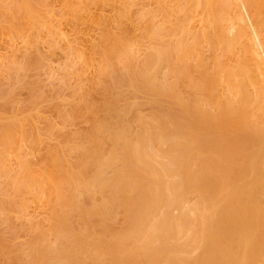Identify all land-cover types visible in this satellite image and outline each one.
<instances>
[{"label": "rangeland", "instance_id": "1", "mask_svg": "<svg viewBox=\"0 0 264 264\" xmlns=\"http://www.w3.org/2000/svg\"><path fill=\"white\" fill-rule=\"evenodd\" d=\"M159 2L161 3L163 2V0H108L107 3L103 2V0H0V92H1L0 93V129L5 128L6 126H9V125L12 126L13 124V126L11 127L12 130L10 131L11 133L10 134L7 133L8 135L6 134L7 136L5 135L6 137L4 136V138L2 137L3 140L0 143V161H3V162H0V250L3 247V249L6 250L4 251V253L7 255L9 253H12L13 250L14 252L12 254H16L15 251H18V250L21 251L23 255H25L24 253H26V256H23L22 254H20V256L22 255L24 257V258L22 257V259L21 257L18 256L19 259L17 258V261H21V262H16V259L13 258L15 260L13 261V263L9 262V260H8V263L7 261L5 262L4 259L5 257H7V255H5L4 253H1L0 260H4V262L1 261L2 264L3 263L4 264H23L24 260L30 259L32 257L33 252L41 248L37 246L33 248L35 246V243L33 241L34 239L36 241L38 237L40 238L38 234L41 235V231L43 233V238L45 239L44 237L45 235L47 237L46 238L47 242L45 243H48L49 241V244L47 245H52V247H56V246L59 247L60 240L59 239L56 240V237L54 236V234H52L53 232L51 230L52 229L51 226H53L51 225V222L53 221L54 213L52 212L53 208H50L48 206H50L51 203H53L52 202L53 196L49 194V196H51V199L48 196V193H47L48 192L47 189H49V185L47 184L48 182L47 181L44 182L48 185L47 188H46V184H44L43 187L40 185L39 186L34 185L33 187L32 186L30 187L29 181L26 182L28 183L27 185L25 183V181L27 180H24V179H27L28 177H30V174H31L30 178L38 174H39L38 176H41V175L45 176L44 174L46 172H44V170L49 172L50 170L49 165L51 166V163L53 165V162H54V165H56L55 164L56 160L54 159H55V156L57 157L59 156V153L60 154L62 153L64 156L62 158H65V159H61V156H62L61 155L60 159L58 158L59 159L58 162H61L60 160H62V162L60 164L56 162L57 163L56 166H59V165L61 166V164L63 163L64 167H66L64 168L62 165L63 167L62 170L64 171L63 173H65V169H67L66 172L68 171L71 172L70 168L73 169L74 166L70 168L69 166L76 164V162H78L79 156L82 153L81 150L83 149V147L80 148L79 145H84L85 144L84 138L87 139V137H90L89 133H91V131L89 132V130H91L90 128H92V124H91V122L93 121V117H91L92 114L94 113L93 116L95 118L96 116L95 113L99 112V116H100V114L104 112V109L107 108L108 105L112 107V108H110V106L108 107L109 108L108 110L110 112L112 111L114 113L115 111L114 107L115 109L117 108V111L115 112L117 115L114 114L115 117L112 116L113 114L110 115L109 114L110 112L108 113V110L106 109L107 112L105 111L106 112L105 114H109V116L107 117L108 121H111L110 122L111 124L112 121L114 123V121L118 120V122L117 121L116 122L120 124H117V127L120 126V128H122L123 125L126 123L127 126H129L128 128L130 129V130L129 129L126 130V133H128L127 136L131 137V138L130 137L128 138H130L131 140L134 139V137H132L131 135L134 133V131L136 133L135 135H138L141 131L144 133L146 131L149 137L150 135L153 136L152 140L156 137L155 140L151 141L152 144L150 146V148H152L153 146L154 149L152 148V150L148 151L153 155L151 156V154L149 153V156H151L150 165L154 164L156 168H158L157 166H160L162 168V172L165 170L163 172L164 175L162 177L166 181L168 177L166 176L165 173L169 165L168 166L165 165V162H168L170 164L169 161L171 160H169L168 157L171 159L170 157L171 150L170 151L168 150L170 152V154L168 153L170 156L164 153L167 152L165 148L167 149L170 148L167 141L174 136L173 135L175 133L173 132L174 126L173 128L170 127V123L165 125L166 129L167 127L169 128L167 130V135L170 138L166 137L167 140L165 138V136L167 135H164V138L163 137L161 138V136L158 137L159 135L156 136L157 133L154 129H153V133L155 132L156 135H153L151 133L152 132L151 126L157 125V122H155L153 119L154 115L152 111H154L153 110L154 108L152 107V105L156 107L157 106L156 103L158 102L159 98H157L156 96L152 97V95H150L152 97L151 98V97H148L149 95H146V93L147 94L149 93L142 90L141 88L142 83L140 82V85H138L139 82L137 83L135 82V80L137 81V79H135L136 73L134 74V76L132 75L133 74L132 72L134 69H135L134 72L135 71L137 72V70H140V69L141 71L139 72H142L143 69L145 71L149 69L148 70L149 72L155 73V76L158 78V81H159L158 83L161 82V85H164L162 82L165 83L164 85L165 91L166 89L168 90V87L172 89L169 84H171V86L173 87V85L177 83L176 86L174 85L175 86L174 88H176L175 92L176 91L179 92L178 93L180 95L179 98L182 97L183 95L186 96L185 92H187L188 90L190 94H193L194 90L192 89V93H191V89L189 88H191L192 84L190 83L191 86L188 85L189 82L193 81L192 83L194 82L196 83L197 80L198 79L200 80L201 78H203L205 74L206 76L207 74H209L210 76H213V77H216V76L217 78L219 77L218 79L220 83L217 80L216 85L217 84L219 85L217 86L215 85L217 88L215 87V89L207 90V93L213 96L214 98L213 100L210 97L206 98L205 95L207 93L205 94L200 89H199L200 92L199 91L197 93L194 92V94L197 96L196 99L198 100L200 98L198 100V105L199 106L201 105L200 106L201 108L199 107L200 109L199 111H201L202 109L205 111L207 110V112L209 111L210 113L213 111L212 112L213 114H218V112L222 108L221 105L225 101L227 104L228 103L230 104V106L228 104L227 106L228 108L236 112H239V111L242 112L243 116L239 121L233 122L231 124L226 123L225 121L218 122L213 128V132L216 134L217 139H216V142L211 147V152H210V158L213 163V168H212L213 176L212 177L215 178L217 175H219L218 177L215 178V180L216 181L220 180V185L222 186L221 190L224 192L226 190V189L224 190L225 186L226 188L228 187V189L224 193L219 190L221 194L220 192H219L220 195L214 194L212 195V198L213 200H215L219 196L221 197L224 196L227 206L232 207V208L237 207L241 203L242 206H244L243 209L245 210L243 214H246L248 212L247 209L253 206L255 189L257 190L258 188L260 191V188H261L263 189L262 194L264 193V125H263L264 123H262L264 122V106H263L264 105V92H263L264 91V82H263L264 81V78H263L264 69L263 70L259 69V68H263L264 66V26L262 28V26L259 25V27L261 28H257L258 25H256L257 22H256V19H254L253 11L248 5H246L248 3V1L246 0H236V4L234 1L233 4H231L232 6L230 5L231 7L230 15L227 16V18L225 19L226 21L222 20L223 22H220L221 21L220 20L219 24L216 23L218 22L217 19L215 21H208L207 16H206L207 17L206 19L209 24L207 23V21H205L206 23L204 22L205 18L203 17L204 16L203 14L205 13H203L202 4L199 3L198 4L199 6L195 7L196 10L193 9V11L195 10L196 13L193 14V11H192V15L195 18L192 19L194 21L192 22L194 23L193 24L194 27H193V30H191V33L192 31L194 33L190 35L189 33H187L188 36H190V38L191 36L193 37V35L196 38L195 41L193 42L194 44H192L191 46L192 47L191 49L193 51L190 52L191 54L189 53L190 56L188 54L186 55V56H189L190 58L187 57L183 59L184 61L182 60L180 61V58H177L178 56L176 55V53H175V57L174 56L171 57V55H174V53H171V54L168 53V56L170 54L168 61H167V58H165V62H164L163 58H157L155 53L157 52L156 54H159L158 51L162 50L164 47L166 51L167 46H170L171 49L174 47H177L176 45H179L178 43L174 45L176 40L177 42L178 40L182 41V39H185V38L187 40L189 39V37H187L186 36L187 34H186L185 38H183L184 36H182V39H179L181 38V34L177 32L178 27L181 26V25L179 26L180 20L178 21V19H181V17H183L182 14L184 13L181 10L182 9L181 0H174V2L173 0L172 1L170 0L171 3L168 1L167 7L170 5V7L171 8L173 7L174 9L170 8V11H169L167 8H165L167 9L166 10L168 14L167 18H165L166 11L163 8L165 7V4L164 5L163 3L159 4ZM163 9L165 11V16L163 13L164 12ZM233 14L238 15V17L240 18L236 19L237 17L235 16L232 17ZM202 17H203V20H201ZM148 29L149 31H147ZM170 29H174V30H170ZM168 31L170 33H168ZM175 31L176 33L180 35V37L178 34L174 33ZM122 32H125V33H122ZM207 32H212L213 34L212 40H209V38L207 39L206 37L208 36L206 37L204 36V33L207 34ZM107 33L111 34V36L112 34L113 36L116 35L115 37H122L124 36V34L127 33L126 34L127 36L126 37L124 36L125 40L127 39L126 40L127 46L125 48V52L127 53L121 52L118 58L119 57L121 58V56H123L121 54H124L123 56L124 62L128 60L127 61L128 63L127 62L126 63L130 65V61H131V63L135 66L133 67L132 65L133 70L130 69L131 66H128V65H127L128 67L123 66L124 62H121L123 61L121 60L122 58L121 59L116 58L118 62L120 61L119 62L120 64L114 58H110V60L109 58L108 59L105 58L104 55L107 53L105 51H107L108 48H110V46L109 47L107 46L111 44V40L114 39V37L110 38V35H108ZM119 33L120 35L121 34L122 35L120 36ZM219 33H222L221 34L222 36L221 35L218 36ZM105 34H107V37ZM175 34L176 36H174ZM199 34L200 35L202 34V35L200 36ZM198 35L201 38L200 37L198 38ZM158 36L160 37L162 36V37L157 38ZM223 36L226 39V42L228 41L227 44L228 43L230 44V45L228 44L227 47H226L227 45L226 42H224L225 40L222 38ZM104 37L107 38V40L105 41L106 44L109 41L107 46L104 42V40L106 39ZM235 37H236L237 42L236 40H234ZM231 38L233 39L235 44L233 41L231 42L230 40ZM171 39L173 40L172 42H171ZM193 39L194 38H191L190 41H192ZM197 39H198V43H197ZM219 40L222 42H220ZM190 41L188 43H190ZM211 41L214 43V46H213V43H211ZM156 43L160 44L159 47L161 49L156 47L158 49L157 50L154 47H152V44L155 45ZM155 46H158V45H155ZM104 47H107V49ZM153 48H154V51H153ZM167 48L170 51V48L169 47ZM127 49L129 51H127ZM250 49L252 50L251 51L252 54L250 53ZM173 50H175V48ZM102 52L103 54L104 53L105 54L103 55ZM173 52H176V50ZM246 52H249V54ZM254 52L256 53V55H254L255 54ZM160 53H163V50L160 51ZM258 54H259V57H258ZM126 55L127 57H125ZM102 56L104 57L102 58ZM241 56H243L242 58L245 57V60L242 58L237 59L238 57H241ZM254 56L256 57V59H258L257 62L259 61L258 63L259 68H255L254 66L258 67V65H253L252 63V61L253 62L254 60L256 61ZM148 57H149L148 60H151L150 57L157 59V60L153 59V61L151 60V62H149L148 60L147 62L143 61L145 58H148ZM104 58L105 60L106 59L108 60V63L106 62L105 64ZM235 58L238 61L235 60ZM111 59L116 63L113 64L112 63L113 61ZM178 59L182 65L177 61ZM240 59L242 62L240 61ZM158 60L160 62H157ZM153 62H155V64H152ZM161 62H163V64ZM122 63L123 65H121ZM146 63L149 64L147 65L148 67L150 66V64L152 65V67L146 68L147 67ZM156 63H160L161 65L156 64ZM184 63H186V65ZM233 64H235L238 67L233 68L235 65L231 67L230 65H233ZM225 65L227 67H225ZM248 65L249 66L253 65V66L249 67ZM113 66H115L114 67L115 69L111 68ZM223 66L224 68L229 67L231 69V70L229 69L230 71L234 69V72L235 70L236 71L239 70L241 66L245 68L248 67V69L253 67L252 70L250 69L249 73H246V74L244 73L245 76L243 74H240L244 76V78H242L243 81L241 80V82L243 83L245 87L242 86L241 88L239 87L237 88L234 84V88L238 89L237 91L236 89L233 88V83L228 84L226 82L227 80L226 76L225 78L223 76V75H226L224 74L225 72H224ZM119 67L121 69L120 72L124 73L125 75L121 73H120L121 75L118 74ZM125 67L127 68V70H125L126 69ZM156 67L159 70H157ZM201 67L204 68V70ZM182 68H184L183 71H181ZM128 69L130 70V72L131 71L132 72L130 73ZM186 69H188L189 71L188 70L185 71ZM201 69L203 70V72L204 71L205 72L202 73ZM253 70H255V72H253ZM256 70L258 71L260 78H258ZM126 71L129 72V75H126L128 74V72L125 73ZM182 72L183 73L186 72V73L183 74ZM188 72L190 73V75L188 74ZM222 72L224 73L222 74ZM179 73L183 74V78H184L183 82H181L182 74L179 75ZM115 74H118V75H115ZM187 74H188V78L185 79L184 76H186ZM248 74L254 75V78L256 77L257 78L253 81L254 79V78L252 79L253 76L250 77V75L248 76ZM113 75L116 77H113ZM122 75L123 77L125 76L123 78L124 80L121 79ZM131 75L133 76V79L135 80L131 79ZM107 76L108 78L109 77L110 78L109 79L106 78ZM189 76H191L192 79H190ZM117 77L119 79L118 81H120V84L119 82H117ZM126 77L128 78V80L131 79L132 82L130 81L128 82L127 79H125ZM112 78L113 79L116 78V79L113 80ZM159 78H163L161 79L162 81H160ZM188 79L190 81H188ZM184 80H187V81H184ZM246 80L249 82V84L246 83L247 82ZM251 80L253 81V83L255 82L257 86L261 87V88L258 87L259 89L262 90V91L260 90L261 92L258 89H257L258 91L256 90ZM261 80L262 82L258 83ZM112 82H115V84H113ZM133 82H135L136 84L135 89L133 88L134 85L132 86V84H134ZM199 82L200 81H198L197 83L199 84ZM183 83H185L186 86L183 85ZM262 83L263 85H259ZM224 84L225 85L227 84V86H225ZM100 86H102L101 89L103 88V91L100 89ZM108 87H111V88H108ZM225 87L228 90H226ZM252 87L254 88V90ZM224 89L226 91H224ZM250 89H252L253 91ZM141 91H143V93ZM201 92L203 94H201ZM227 92L230 94H227ZM262 92L263 94H261ZM242 93L243 94L246 93L245 94L246 98L244 99V101L241 99V96L243 95ZM107 94L109 95V97H106V99L103 98ZM194 94H193V97H194ZM189 96L190 95L188 93L186 98L184 97L185 99L182 101L186 102L190 100V98L192 99V97L190 96L189 98ZM203 96H204L205 101L202 98ZM234 97L235 98L238 97L237 99L239 100V102ZM145 98H147L148 100ZM246 99L248 100V102ZM161 101L162 100H159L158 104H162L163 101L162 102ZM166 101L167 102H165L164 100L165 103L162 104L164 107H166L165 106L166 103H168V101L170 100H167L166 98ZM230 101L232 102V104ZM97 102L98 103L101 102L102 104L100 105ZM105 102L106 104L103 105ZM152 102L155 104H153ZM215 102H218V103H215ZM87 103H89L88 105L90 106H88ZM170 103L171 102H169L168 105ZM98 105H99V108H98ZM100 108H104L103 112L102 110H100ZM118 110H120L121 112H119ZM89 117L91 120H89ZM109 117L111 118L113 117L114 119L111 120V118ZM148 117L149 118L152 117L150 118L151 119L150 121ZM195 121H196V128L200 129L202 126V123H201V116L199 114L196 115ZM143 122L144 124L148 122L146 124L147 125L146 128H148L149 130L151 129V132H149L148 129L145 130L146 125H144ZM149 123L151 124L150 128H149V125H150ZM126 124L124 126H126ZM138 124L139 126L140 124L141 125L143 124V125L142 127L140 126L139 128ZM127 126L124 127V129H127ZM157 127H153V128L157 129ZM160 127L162 126L160 125ZM137 128L141 130L136 131L138 130ZM157 138H160V140H157ZM230 139H231L233 146L231 145V143L229 144L227 143L230 141ZM135 140L136 139L132 141H135ZM87 141L90 143L91 139L88 138ZM77 142L84 143V144H80V143L76 144ZM105 142H106L107 147L102 146V144H105ZM105 142L100 144L99 147L101 146L102 148L100 150V153H102L101 157L103 158V159L101 158L102 161L105 160L104 164L106 162L105 165L109 166L108 168H105V165H104V168L107 171L105 170L103 171V172H106V173H103V176L105 174L104 180H106V182H109V179H112L113 177L112 175L110 177V174L115 175V172L119 169L121 165L120 163L121 159L119 156L120 154H118V157H116V160L114 163L115 164L114 168H113V165L110 166V164H112L110 162H114V157L113 159H111L112 156H110L109 154L107 155V153L109 152L107 150H111L110 149L111 147L108 146L109 144L107 145L108 141H105ZM164 143L165 145L167 144L168 146L166 145L167 147H165ZM225 143L228 145H226ZM75 144L80 149H78L77 146H74ZM90 144H91L90 146L91 148L92 143ZM93 145L95 146V143ZM198 145L199 143L193 145L194 155L195 157H197V159H199L200 154L202 152ZM86 146L89 147V145H86ZM154 146L155 147L160 146V147L155 148ZM161 146L162 147L164 146V147L160 149ZM99 147L98 149H100ZM219 147H223L224 150L220 151L218 149ZM229 147L231 148L228 149ZM85 150L87 149L85 148ZM85 150H84V154H82V157L84 159L83 158H82L83 160L79 159L81 163L79 162V164H76L80 166V169L82 166L81 165L82 161L84 163V160L86 158ZM102 150L103 152L107 151L105 152L107 156H104L105 154L101 152ZM55 151L56 152L58 151L57 152L58 154L54 153ZM162 151H165V152L163 153ZM52 152L54 154H52ZM52 155H55L53 156L54 159ZM49 156H51L50 159L51 160L53 159V161H49ZM149 156L147 157V159H149ZM145 158L146 157L144 156V160H146L145 163L144 162L141 163L142 162L141 160L143 159H140L139 161L140 165L144 164L142 165L143 169L146 168L145 164L148 166L147 163H149L148 160ZM155 158L156 160H158L157 162L158 165H156V161H154L153 163V160ZM160 158H163L164 160L162 161V159ZM107 159H111V160H107ZM87 160L90 161V159H86V161ZM106 160L109 161L108 163L110 164L107 165ZM116 161L119 162L120 165H118ZM163 163H164V166L161 165ZM224 163L225 164L227 163V164L223 165ZM236 163H239V164L237 165ZM89 164H91V161L89 162ZM86 165L88 164L86 163ZM86 165L82 167L83 171L85 173H88V175H91L90 173L93 172V171L91 172V170H93L91 169L92 166H90L91 168H89V166L86 167ZM79 166H75V169L78 168ZM142 166L141 167L139 166V167L142 168ZM165 166L167 167L164 168ZM234 166L235 168H233ZM236 166H237V169H236ZM84 167H86V170L88 168V170L86 171ZM110 167L113 168V170L109 169ZM47 168H49V170ZM54 168L56 169V167ZM80 169L79 171L78 169H76L75 172L73 169L72 173H76L77 171L80 172ZM143 169L142 171H139L141 169L137 171V172H140L142 176H144L142 173ZM224 170L226 171L224 172ZM233 170L235 172L234 175H233ZM83 171L81 172L82 174H83ZM147 171L149 172V174L151 173L149 171V168ZM159 174H162V173L160 172ZM175 174H176L175 170L171 171V174L169 175V177L170 178L176 177ZM215 174L217 175L214 176ZM231 175L233 176L232 179H231ZM83 177L85 176L83 175ZM217 183H219V181H217ZM20 184H22L23 186L22 185L18 186ZM95 186L97 187L95 188ZM246 186H248V191L243 190L244 187ZM92 188L93 189L95 188V189L92 190L91 188H89L91 189L90 190L91 192L93 191L92 193L94 195V196L91 195V197L94 198V201L95 199L99 198V200H96V202L98 204L99 202L100 204H102L103 202L101 203V201L103 199H104L103 201H105V198H103L102 196L105 197V195H108L107 193L109 192V190L107 189L108 192L107 191L105 192L104 190H106V188L104 189L102 187H99L97 184L93 185ZM98 188H101L99 189L101 190V192H98ZM83 190L85 189H82V190L80 189L79 191L82 193ZM90 191H89V194H90ZM129 191L130 192H128V195L130 194L134 195L135 192L132 188L131 182H130ZM199 191L202 193H200ZM69 192L71 193V191ZM80 192H79V196L81 197L83 194L80 195ZM102 192L104 194L99 195ZM203 192L204 191L202 189H195L193 191L191 190V192H185L186 194H184V198L180 205L181 209L189 210L193 208L194 206H196L198 207L197 209H200V210L202 209L201 211L200 210L198 211L203 213V210L205 211V209L203 208V205L201 203L202 199L200 200V198L204 195ZM86 193H84L82 198L80 197L79 198L82 200L83 204L88 207L89 205L91 206V204H89V198L91 197L90 195H88V191ZM199 193L202 194L200 197L198 195ZM91 201H92L91 203L94 202L92 199ZM82 202L81 203L79 202V206L81 205L80 207H82L83 210H81L82 208L80 209V207H77L78 209L75 211H78L79 209L81 211H84V207L87 208L84 205H83L84 207L82 206ZM197 203L198 205H196ZM114 204L108 205V208H107L108 215L103 220V224L107 229L111 230L112 232H116V231L121 232L120 230L124 228V226H126L125 221H127V219L124 215L125 213L121 205L120 204L114 205ZM211 205L212 207H210V209L208 210L210 211V221H211V222L209 221L208 234L206 237L201 236L202 238H199L198 242L193 246L191 250L192 251L191 254L195 258L196 257L199 258V256H201L199 254L203 253L204 248L206 249L208 248L211 253V259H210L211 264H252L255 261L256 262L254 264H263L264 252L262 251H264V240L260 237L255 236L254 225L252 223L248 224L246 227L242 229L241 233L232 232L230 235H226L225 233L222 234L218 232V228H217L216 206L213 203ZM52 206L53 204L51 205V207ZM80 210L78 212H80ZM169 211L171 213L170 215L177 216L180 213V208L176 207L175 205L170 206L168 213ZM199 213L195 215L196 217L195 219L198 223L202 221V219L204 221V217L200 218ZM76 214L78 213L77 212L74 214L72 213L73 217L71 218V219L73 218L75 219V220L73 219V223L76 224L77 226L76 225L74 226H76L77 231L79 230V234L80 232L85 233L86 225L83 222L82 223L79 222L80 219L78 218ZM203 214H206V212ZM76 218L79 220L77 221L78 223H76V220H77ZM243 218H244V221H247L250 219L249 216H243ZM50 220L52 221L50 222ZM152 222H153V218L152 217L148 218V221H147V224L149 223L148 226H150ZM79 223H81L82 225ZM48 232H51V233H48ZM144 232L146 233V231ZM95 234L94 236L96 237H93V235L92 237L90 236L91 241L90 242L88 241L90 245L91 243H94V241H92V238L94 239L98 237L99 239V236ZM116 234L117 232L115 233V235ZM142 234L144 236V233ZM142 234L141 236L138 237L139 239H141L139 240L140 242L145 239L143 238ZM236 236L238 237V239H236ZM39 238L36 241L37 242L36 245L38 246H40L38 240H41L42 237L40 239ZM43 238H42V241H44ZM98 239L97 240L94 239V240L98 242L99 241ZM139 241H137V243H140ZM158 242L159 241L153 242L154 246L159 245ZM45 243H42V245ZM233 243H234V246L236 245L235 246L236 249L233 246ZM31 244L33 245V247H30L32 246ZM53 244L54 245L56 244V246H54ZM60 244H62V242ZM3 249L1 250V252L3 251ZM7 251H9V253H7ZM239 251L241 252V254H238L240 253ZM261 252L263 253L262 254L263 256L261 255ZM3 256H5L4 259H1L3 258ZM12 257H17V256H12ZM99 257L102 260L103 264H113L107 256L99 255ZM253 258L255 260H251ZM7 259H9V257L6 258V260ZM87 263L91 264L89 260L87 261ZM149 263L152 264L153 262H149Z\"/></svg>", "mask_w": 264, "mask_h": 264}, {"label": "bare ground", "instance_id": "2", "mask_svg": "<svg viewBox=\"0 0 264 264\" xmlns=\"http://www.w3.org/2000/svg\"><path fill=\"white\" fill-rule=\"evenodd\" d=\"M107 1L108 0H106V1L103 0V2H106V3H107ZM168 1L170 2V0H163V2H161V3H163V5L165 4V7H163L164 9L167 8L170 11V8H171L170 5L167 7ZM234 1H235V4H236V0H234ZM234 1L233 0L232 1L231 0H181V4H182V9L181 10L185 13V15L183 13L182 14L183 17H181V19H178V21L180 20L179 21V26L181 25L177 29L178 30L177 32L181 34V38H179V39H182V36H184L183 38H185V35L187 33H189V35L194 33L193 31L191 33V30H193V27H194L193 26L194 23H192L194 21L192 19L195 18L192 15V11H193V9H195L196 6L197 7L199 6L198 5L199 3L202 4V6H203V13L206 14V15L203 14L204 15L203 17L205 18L204 19V22L207 21V19H208V21H215L217 19L218 22H216V23L219 24L220 22H223L222 20H225L227 18V16L230 15V10H231L230 9L231 8L230 5L233 4ZM246 1H248V3L246 5H248L251 8V10L253 11L254 19H256V22H257L256 25H258L257 28H261V27H259V25L262 26V28H263V26H264V0H246ZM173 2H174V0H173ZM161 3L159 2V4H161ZM164 9H163V11H164ZM167 9H165V11ZM195 10L193 11V14L196 13ZM165 11L163 12L164 13V16H165ZM178 12H179V10H178ZM182 15H180V16H182ZM167 16H168V14H167V11H166V17L165 18H167ZM234 16L237 17L236 19L240 18V17H238V15H234L233 14L232 17H234ZM203 17L201 18V20H203ZM208 21H207V23H208ZM228 21H229V19H228ZM196 22H197V20H196ZM151 24H152V22H151ZM223 24H225V23H223ZM151 26H150V28H151ZM174 29H170V30H174ZM147 31H149V29ZM152 31H153V29H152ZM169 31H168V33L171 32V31L170 32ZM240 32H242V31H240ZM122 33H125V32H122ZM164 33H165V31H164ZM174 33H176V31ZM178 33H176V34H178ZM222 33H219L218 36L221 35ZM243 33H241V34H243ZM107 34H105L106 37H107ZM126 34H124L125 37L127 36ZM176 34L174 36H176ZM108 35H110V38L114 37V39L111 40V44H109L107 46V44H108L109 41L106 44L105 41L107 40V38L104 37V38H106L104 40L106 46L107 47L110 46V48H108V50L105 51V52H107L106 54L104 53L105 55L103 54L104 50H103L102 54L105 56V58H107V59L109 58V60H110V58H114L115 60H117L116 58H118V56H120V53L121 52L122 53L125 52V48L127 46V44H126L127 43V41H126L127 39L125 40L124 36H122V37H115L116 35L113 36V34H112V36H111V34H108ZM119 35H120V33H119ZM158 35H160V34H158ZM178 35H177V37H178ZM199 35H198V38L202 34L200 36ZM186 36L189 37V39L186 40V38H185V39H182V41H179V40H178V42H177V40H176V42L174 41L175 42L174 45H176V43L179 44V45H176L177 47H174L175 50H176V52H173L175 50H173L174 48L171 49L170 46H167V47L170 48V51L172 50L171 52L169 51V49L167 47H166V51H165V47L164 48L162 47L163 48L162 49L163 50V53H160V51H162V50L158 51L159 54H156L157 52L155 53V55L157 56V58H163V60L165 62V58H167V61H168V58H169V56H170L171 53H174V55H171V57H173V56L175 57V53H176V55L178 56V57L177 56L176 57L177 58H180V61L181 60L184 61L183 59L189 57L190 56L189 53L191 51H193L191 49L192 48L191 46H192V44H194L193 42L196 39L194 37V35H193V37L191 36V38H194V39L192 41H190L191 40L190 36H188V34ZM204 36L205 37L208 36L206 38L207 39L209 38V40H212L213 39L212 32H207V34L204 33ZM159 37L160 36H158L157 38H159ZM179 37H180V35H179ZM240 37H241V35H240ZM175 38H174V40H175ZM222 38L225 40L224 42H226V39L224 38V36ZM130 39H129V41H130ZM223 39H221V40H223ZM158 40H160V39H158ZM199 40H201V39H199ZM228 40H229V38H228ZM230 40H231V42L233 41L232 38ZM234 40H236V37L234 38ZM172 41L173 40L171 39V42ZM189 41H190V43H188ZM220 42H222V41H220ZM227 42H226V44H227ZM236 42H237V40H236ZM197 43H198V39H197ZM211 43H213V42L211 41ZM160 44H158V43L155 44V45H158V46H155L154 44H152V47H154L155 49H157L156 47L160 48L159 47ZM228 44L226 45V47L228 46ZM234 44H235V42H234ZM213 46H214V43H213ZM107 47H104V48L107 49ZM152 47H151V49H152ZM154 48H153V51H154ZM195 49H197V48H195ZM251 49H250V53L252 54V52H251L252 50ZM127 51H129V50L127 49ZM130 52H131V50H130ZM125 53H127V52H125ZM168 53H170L169 56H168ZM246 53L249 54V52H246ZM187 54L189 56H186ZM121 55L124 56V54H121ZM127 55L125 57H127ZM158 55H160V56H158ZM254 55H256V53ZM104 56H102V58ZM123 56H121L122 59L120 57L119 58L121 60H123V58H124ZM156 56H155V58H156ZM242 57L243 56L238 57L237 59L242 58ZM258 57H259V54H258ZM105 58H104V62L106 64V62L108 63V60L106 59L107 60L106 61ZM150 58L153 61L154 58H152V57H150ZM254 58L256 59L255 56H254ZM148 59H149V57L148 58H145L143 61L147 62ZM237 59L235 58V60H237ZM242 59L245 60V57L242 58ZM151 60H148V61L151 62ZM154 60H157V59H154ZM249 60H247V61H249ZM252 60H254V59H252ZM257 60L258 59H256V61L254 60V62L252 61L253 65H258V67L257 66H254L255 68H259V64H258L259 61L257 62ZM112 61H110V62H112ZM177 61L180 63L179 59ZM240 61H241V59H240ZM117 62H118V60H117ZM121 62H124V60L121 61ZM126 62H124V65H123V63L121 65H123V66H127V65L128 66H131L130 69H132V65L133 64L131 63V61H130V65L127 64L128 62L127 63ZM157 62H160V61L158 60ZM112 63L115 64L116 62L113 61ZM161 63L163 64V62H161ZM224 63H226V62H224ZM152 64H155V62H153ZM156 64H160V63H156ZM184 64L186 65V63H184ZM221 64H222V62H221ZM147 65H149V64L146 63V66ZM234 65L235 64L230 65V66L233 67ZM253 65H251V66H253ZM115 66H113L111 68L115 69L114 68ZM251 66H249V67H251ZM133 67H135V66L133 65ZM151 67H152V65L150 64V66L149 67L147 66L146 68H151ZM225 67H227V66L225 65ZM235 67H238V66L235 65L233 68H235ZM184 68H182L181 71H183ZM197 68H198V66H197ZM217 68H218V66H217ZM223 68H224V66H223ZM252 68H250V69L252 70ZM113 69H111V70H113ZM118 69H119L118 74H120L121 73L120 72L121 71L120 67ZM142 69H143V67H142ZM156 69H157V67H156ZM156 69H154V70H156ZM202 69L204 70V68H202ZM226 69L229 70L230 68L229 67L228 68H224V72L225 73L222 72V74L223 73L226 74V75H223V76H224V78L226 76V79H227L226 82L228 84L229 83L230 84L233 83V88H234V84H235V86L237 88L238 87L241 88L242 86H244L243 83L241 82V80H242V78H244V76H245L246 73H249L250 69H248V67L245 68V67L241 66L240 69L237 70V71L235 70V72H234V69L232 71H230L231 69L229 71L226 70ZM259 69H262L263 70L264 69V66H263V68H259ZM109 70H110V68H109ZM125 70H127V68ZM125 70H123V71H125ZM134 70H133V72L132 71L131 72L133 73L132 74L133 76L136 73L135 74V79H137V81L135 79H133V76L132 75H131V79L132 80H135L136 83L139 82L138 85H140V82L142 83L141 84L142 85L141 88H142V90H144V91H146V92L149 93V94L146 93V95H149L148 97H151L150 95H152V97L153 96H156L157 98H159V100H162L163 103L167 102L166 101V98H167V100H170V101H168V103L169 102L172 103V104L170 103L169 105H168V103H166V105H165L166 107H164L162 105L163 103L162 104H158L159 103V100L156 103V105H157L156 107H154L151 104L152 107L154 108V109L152 108L154 110V111H152V113L154 115L153 116V119H154L155 122H157V125L160 124L162 127H160V125H158V127H157V125L156 126H151V124L149 123L150 124L149 125V128L151 126V129H152V132H151V129L149 130L148 128H146L147 127L146 124L148 122H146V124H144V122H143V124L146 125L145 126L146 129L143 127L145 130L148 129L149 132H151L153 135H156V133H157L156 136L159 135L158 137L161 136V138L162 137L164 138V135H167V130L169 129L168 127L166 129L165 125H167V124L170 123V127L173 128V126H174L173 132H175V133L174 134L172 133L174 136L172 138L168 137V135L165 136V138L166 137L167 138H170L167 141L168 142V145L170 146V148L169 149L165 148V150H167L166 153H164L165 151H162L164 154H168V153L170 154V152H171V154H170L171 156L168 154L171 157V159L167 155L168 159L171 160V161H169L170 164L168 162H165V165H167V166L169 165L168 168H167V170H166V173H165L168 178L165 181V179L162 177L164 175L163 172L165 170L162 172V168L160 166H157L158 168H156V166L154 164H151L150 165V163H151L150 157L153 156V155L150 152H148V151L152 150L153 146H152V148H150V146L152 144L151 141L155 140L156 137L152 140L153 136L150 135V137H149L147 135V133H146L145 130H144L145 133L141 131L138 135H135L136 133L134 131V133H133L134 135L133 134H131V135L136 140L135 141H132L134 139L131 140L130 139L131 137L130 136H127L128 133H126V130L129 129L128 128L129 126H127L126 123L125 124L127 126V129H124V127H126V126H124L125 124L123 125V127L121 125L122 128H120V126L117 127V124H120V123H117L118 120H116L117 122L114 121L115 125H114L113 121H112L111 124H110L111 121H108V118L107 117L109 116V114L110 115L113 114L112 116L115 117L114 114H116L115 112L117 111V108L115 109V107H114V110H115V111L113 110L114 113L112 111L110 112L108 110L109 109L108 107L110 105H108L107 108H105V109L104 108H100V110H102V112H103V109H104V112L102 113L103 115L100 114V116H99V112H96L95 113L96 114L95 118L93 116L94 113L91 116V117H93V121L91 122L92 128H90L91 130H89V132L91 131V133H89V136L90 137H87V139L84 138V140H85L84 143L85 144L79 142L80 144H84V145H79L80 148L83 147L84 150H85V148L87 149V150H85L86 151L85 152V157L86 158L84 160V163L85 164L82 161L81 169H80V166L79 165H76V164H79V162H80L79 159H81V160L84 159L82 157V154H84V150L82 149L81 150L82 153L80 155L81 157L79 156L78 162H76V164H74L72 166L71 165L69 166V168L74 166V168H73L74 169V172H75L76 169H78V171L80 169V172L77 171L76 173H72V170L73 169L70 168L71 169V172H69V171L66 172L67 169H65V173H63L64 172L62 170L63 167H64L63 163L61 164V166L59 165L60 168H59V166H56L57 163L60 164L62 162V160H60L61 162H58L61 155H62L61 156V159H65V158H62V157H64L63 154L62 153L61 154L59 153V156L58 157L55 156V155H52V157L55 156V159H54V157H53V159L56 160L55 161V164L56 165H54V162H53V165L54 166L51 163V166L49 165L50 170H49V168H47L49 170V172H47L46 170H44V172H46L44 174L45 176H42V175L41 176H38L39 175L38 174V175H36V176L34 175L32 178H30L31 177V174H30V177H28V178L26 177L27 179H24V180H27V181H25V183L29 181V186L30 187L31 186L33 187L34 185L35 186H39L40 185V186L43 187V185L46 184L44 182H46V181L48 182L47 183L49 185V189H47L48 190V192H47L48 193V196H49V194L53 196V199H52V202L53 203H51V205L53 204V206L51 207L50 204H49L50 206H48L50 208H53V211L52 212L54 213V216L51 215V216H53V221L54 222L52 220H50V222L52 221L51 222V225H53V226H51V228H52L51 230L53 232L52 234H54V236L56 237V240L59 239L60 240V243L62 242V244L59 243V247L56 246L57 243L55 245L53 244L56 247H52V245H47V244H49V241H48V243H45V242H47L46 241V238L47 237L45 235L44 236L45 239H44L43 238V233L41 231V235L38 234V236H40V238L42 237L44 239V241H42V238H41V240H38L40 246L36 245V243H37L36 241L39 238L38 236H36L38 238L36 239V241H35V239L33 241L35 243V246L33 247V245H32L33 242L31 244L32 246H30V247H33V248H35L36 246L37 247H41V248H39L38 250L34 251L33 254H32V257L30 259L24 260L23 261V264H86L88 260L91 262V264H103L102 263V260L99 257V255L100 256H107L111 260V262L113 264H150L149 262H153L155 264H211V261H210V259H211V253H210V250L208 248L207 249L204 248L203 253L202 254H199V255H201V256H199V258L198 257L195 258L191 254V252H192L191 250H192L193 246L198 242L199 238L206 237L207 234H208L209 221H210V211H208V210L210 209V207H212V205H211L212 203L215 204V206H216V216H217V228H218V232H220L222 234L225 233L226 235H230L232 232H239V233H241V231H242V229L244 227H246L248 224L252 223L254 225L255 236L256 237H260V238H262L264 240V195H263L264 193L262 194L263 189L260 188V191H259L258 188H257V190L255 189L253 206L247 209L248 212L246 214H243V212L245 210L243 209L244 206H242L241 203L237 207H235V208L233 207L232 208V207L227 206V203H226V200L224 199V196H222V197L219 196L215 200H213V198H212V195H214V194L215 195H218L219 192L222 191L221 190L222 189V186L220 185V180H217V181H219V183H217V181L215 180V178L218 177L219 175L215 174L214 176H216V175L217 176L215 178L212 177L213 176V173H212L213 163H212L211 158H210V152H211V147L213 146V144L216 142V139H217L216 134L213 132V128L215 127V125L218 122L225 121L226 123H230L231 124L233 122L239 121L242 118V116H243L242 115V112H240V111L239 112H236V111H233L230 108H228L227 106H228L229 103L227 104L225 101L221 105L222 108L220 109V111L218 112V114H213L212 113L213 111L211 112L212 113L211 114L209 111L207 112V110L205 111V110H202V109H201V111H199L200 110L199 107L201 105L200 106L198 105V100L200 98L197 100L196 99L197 96L194 94V92L197 93L198 91L200 92V90H202V92H204L206 94L207 93V90L215 89V87L217 85H219V84L216 85L217 80L220 83V81L218 79L219 77L218 78H217V76L216 77H213V76H210L209 74H207V76H206V74H205L203 76V78H201L200 80L199 79L197 80V82L200 81L199 84L197 82H196L197 84L195 82H194L195 83L194 84V83H192L193 81L189 82L188 85H190V83L192 84V86L190 85L191 88H189V89H191V93H192V89L194 90L193 91L194 97H193V94H190V92L188 90L187 92L192 97V99L189 96V98H190V100H188L189 102L186 101V100H185L186 102H184L182 100H184L186 98V96H187L188 93L185 92L186 96H184V95L182 96L181 95L183 98L182 97L179 98V96H180L178 94L179 92L176 91L177 92L176 93L175 92L176 88H174L177 83L174 84L175 86L172 84L173 87L171 86V84H169L172 89H170L168 87V90L166 89V91H165L164 90L165 89L164 88L165 83L162 82L164 85H161V82L158 83L159 81H158V78L155 76V73L149 72L148 71L149 69L146 70V71L143 69L142 72H139V71H141V69L140 70H137V72L136 71L134 72ZM157 70H159V69H157ZM187 70L188 69H186L185 71H187ZM203 70L201 71L202 73L205 72V71L203 72ZM257 70H256V72H257L258 78H260L259 77L260 75L258 74V71ZM127 72L128 71H126L125 73H127ZM129 72H130V70H129ZM129 72L126 75H129ZM253 72H255V70H253ZM175 73H177V72H175ZM182 73H179V75L182 74ZM185 73H183V74H185ZM118 74H115V75H118ZM121 74H124V73H121ZM158 74H159V72H158ZM183 74H182L181 82H183V79H184L183 78ZM188 74L190 75L189 72H188ZM188 74L186 76H184L185 79L188 78ZM240 74H243L244 76L243 75H240ZM249 75H250V77L253 76L252 79L254 78V75L248 74V76ZM257 75H255V76H257ZM108 76H110V75H108ZM108 76L106 78H108ZM241 76H243V77H241ZM263 76H264V74H263ZM113 77H116V76L113 75ZM118 77H117V82H119V84H120V81H118L119 80ZM121 77H122L121 79H123L125 76L123 77V75H122ZM200 77H202V76H200ZM189 78L192 79L191 76H189ZM256 78H254L253 81ZM114 79H116V78H114ZM125 79H127L128 82L129 81L132 82V80L131 79L128 80L127 77ZM156 79H157V81H156ZM159 79H160V81H162L161 79H163V78H159ZM193 79H195V78H193ZM258 80H260V79H258ZM184 81H187V80H184ZM188 81H190V80L188 79ZM224 81H223V83H224ZM253 81H252V83H253ZM115 82H112V83L115 84ZM135 82H133L134 84H132V86L134 85L133 86L134 89H135V85H136ZM261 82H262V80L260 82H258V83H261ZM185 83H187V82H185ZM185 83H183V85H185ZM246 83L249 84L248 81ZM253 84H254L256 90L257 89L259 91L261 90V89L258 88L260 86H257V84H255V82ZM259 85H263V83L262 84H259ZM110 86H111V84H110ZM225 86H227V84ZM101 87L102 86H100V89H101ZM248 87H249V85H248ZM108 88H111V87H108ZM237 88H234V89H236L238 91ZM246 88H247V86H246ZM262 88H263V86H262ZM136 89H137V87H136ZM101 90L103 91V88ZM226 90H228V89L226 88ZM226 90L224 89V91H226ZM250 90H252V89H250ZM253 90H254V88H253ZM108 91H109V89H108ZM136 92H138V91H136ZM141 92L143 93V91H141ZM202 92H201V94H203ZM263 92L261 94H263ZM227 94H230V93L227 92ZM245 94H243L241 96V99L243 101L246 98ZM107 95L104 96L103 98L106 99V97H109V95L108 96ZM225 95H226V93H225ZM102 96H103V94H102ZM205 96H206V98L210 97V98H212V100L214 99L213 96L211 94H209V93H207ZM237 96H238V94H237ZM250 96H249V98H250ZM147 98H145V99H147ZM202 98L204 100V96ZM237 98H235V99L238 100ZM155 100H157V99H155ZM164 100H165V102H164ZM228 100H229V98H228ZM214 101H216V100H214ZM238 102H239V100H238ZM247 102H248V100H247ZM215 103H218V102H215ZM88 104L89 103H87V105ZM90 104H91V102H90ZM98 104L101 105L102 103L100 102ZM105 104H106V102L103 105H105ZM153 104H155V103H153ZM231 104H232V102H231ZM115 105H116V103H115ZM88 106H90V105H88ZM229 106H230V104H229ZM95 107H96V105H95ZM102 107H104V106H102ZM98 108H99V105H98ZM110 108H112V107L110 106ZM106 109L108 110V113L110 112L109 114H105L107 112ZM110 110H112V109H110ZM97 111H99V110H97ZM118 111L121 112L120 110H118ZM197 114H199L201 116L202 126H201L200 129L196 128L195 117H196ZM97 116H99V117H97ZM109 118H111V117H109ZM150 118H152V117H150ZM150 118H149V121L151 120ZM112 119H114V118L112 117L111 120ZM89 120H91L90 117H89ZM147 121H148V119H147ZM121 123H122V121H121ZM262 123H264V122H262ZM259 124H261V123H259ZM142 125L140 124L141 127H142ZM12 126H13V124H12ZM12 126L9 125V126H6L5 128L0 129V138H1L0 139L1 140L0 143L2 142L4 136L7 133L8 134L11 133L10 131L12 130V128H11ZM140 126L138 124V127L139 128H140ZM153 127H157V129L156 128H153ZM153 129L156 131V133L154 132L155 134L153 133ZM139 130H141V129H138L136 131H139ZM127 132H129V131H127ZM148 134H150V133H148ZM129 135H130V133H129ZM128 137H130V138H128ZM88 138L91 139V142H90V143H92V147L91 148H90L91 144L87 141ZM167 138H166V140H167ZM157 140H160V138H157ZM105 141H108L109 143L107 142V145L109 144L108 146L111 147L110 148L111 150H107V151H109L107 153V155L109 154L110 156H112L111 159H113V157H114V162H110L112 164L108 163L109 161H107V160H111V159H107L106 160L107 161V165L108 164H110V166L113 165V168H114V165H115L114 163H115L116 157H118V154H120L119 156H120V159H121V160L119 159L121 161L120 162L121 165L119 164V162H117L118 160L116 161L118 163V165H120V167H119V169L116 172L114 171L115 172V175L114 174H110V177H111V175L113 176L112 179L107 178V179H109V182H106V180H104L105 179V174L103 176V173H106V172H103V171L104 170L107 171L105 168H108L109 166H106L105 165L106 162L104 164V161L105 160L102 161V159H103L101 157L102 156V153H100V150L102 148H101V146L99 147V145L102 144V143H104ZM79 143L77 142L76 144H79ZM94 143H95V146L93 145ZM165 143H164V145H165ZM197 143H199L198 146H199V148L202 151L201 154H200L199 159H197V157H195L194 151H193V149H194L193 145H195ZM227 143L228 144L231 143V145H232L231 139ZM249 143H247V144H249ZM76 144L74 146H77ZM228 144H226V145H228ZM86 145H89V147H87ZM166 145H165V147L168 146V145L167 146ZM102 146H106V142H105V144H102ZM77 147H75V148H77ZM98 147L100 149H98ZM157 147H160V146H157ZM157 147H155V148H157ZM163 147L161 146L160 149H162ZM80 148L78 147V149H80ZM230 148L231 147H229L228 149H230ZM218 149L220 151L224 150L223 147H219ZM168 150L169 151L171 150V151L169 152ZM107 151H105V152H107ZM57 152L55 151L54 153H57ZM101 152H103V150ZM105 152H103V153L105 154ZM247 152H248V150H247ZM54 153L52 152V154H54ZM149 153L151 154V156H149ZM107 155L105 154L104 156H107ZM144 156L146 157L145 159H147V157L149 156V159H147L149 163H147L148 166L145 164L146 168L143 169V166L142 165H144V164L140 165V162L139 161H140V159H143L144 160ZM50 157L51 156H49V161H53V159L51 160ZM154 157H155V155H154ZM86 159H90L91 164H89L90 161L87 160L88 161L87 162ZM160 159H162V161L164 160L163 158H160ZM228 159H230V158H228ZM239 159H241V158H239ZM143 160H141L142 161L141 163H143V162L145 163L146 162V160H144V161ZM154 161H156V165H158L157 164L158 160H156V158L153 160V163H154ZM0 162H3V161H0ZM237 162H238V160H237ZM86 163L88 165H86ZM166 163H168V164H166ZM226 164L224 163L223 165H226ZM236 164L238 165L239 163H236ZM62 165H63V167H62ZM85 165H86V167L89 166V168H91L90 166H92L91 169H93V170L90 169L91 172L93 171L92 173H90L91 175H88V173H85L83 171V168L82 167L85 166ZM104 165H105V168H104ZM138 165L140 167L142 166V168H140ZM161 165L164 166V163L161 164ZM75 166H79V167L75 169ZM137 166L141 170H139ZM151 166L154 167V168H156V169L152 168ZM167 166H165L164 168H166ZM54 167H56V169L59 170V171H57ZM86 167H84L85 170H86ZM147 167L149 168V171L151 172L150 174L147 171L148 170ZM64 168H66V167H64ZM113 168L110 167L109 169H112L113 170ZM233 168H235V166ZM60 169H61V171H60ZM142 169H143V172L142 173H143L144 176H142L140 174V172H137L138 170L139 171H142ZM159 169H161V170H159ZM236 169H237V166H236ZM81 170L83 171V174L81 173L82 172ZM87 170H88V168H87ZM144 170L148 174H146ZM174 170L176 171V174H175L176 177L170 178L169 175L171 174V171H174ZM225 171L226 170H224V172ZM160 172L162 174H159ZM84 173L87 174V175H85ZM234 173L235 172L233 170V175H234ZM40 174H41V172H40ZM156 174H157V176H156ZM83 175L85 177H87V178L83 177ZM159 175H161V176H159ZM222 175H223V173H222ZM166 176H164V177H166ZM160 177H162V178H160ZM213 178H214V180H213ZM232 178H233V176L231 175V179ZM163 179H164L165 183H164ZM130 182H131L132 188H133V190L135 192L134 195H131V194L128 195V192H130L129 191L130 190ZM22 184H20L18 186H21ZM26 184L28 185V183H26ZM47 184H46V188L48 186ZM95 184H97L99 187H102L104 189L106 188V190H104L105 192L107 191V189L109 190V192L107 191L108 192L107 193L108 195H105V197L102 196L103 198H105V201H103L104 199L103 200L100 199V200H102L101 203L103 202L102 204H100V202H99V204L96 202V200H99V198L98 199H95V201H94V198L91 197V195H93V193H92L93 191L91 192L90 190L91 189L94 190L97 187V186H95L94 189L92 188L93 185H95ZM249 187H251V186H249ZM89 188H91V189H89ZM80 189L81 190L82 189H85V190H83L82 193H81L79 191ZM99 189H101V188H98V192H101V190H99ZM195 189H202L204 191L203 192L204 195L200 198V200L202 199L201 203L203 205V208L205 209V211L203 210V213L206 212V214H203L202 212H200L202 209L201 210L200 209H197L198 207H196V206H194L193 208H191L189 210L181 209V206L180 205H181V202H182V200L184 198V194H186L185 192H191V190L193 191ZM225 189L227 190L228 187L226 188V186H225L224 187V190ZM188 190H190V191H188ZM243 190L248 191V186L244 187ZM69 191H71V193ZM87 191H88V195H90V197H91V198L88 197L89 198V204H91V206L88 204L89 205L88 207L86 205H84L83 202H82V200L80 199V198H82V196L84 195V193H86ZM89 191H90V194H89ZM95 191H97V190H95ZM79 192H80V195L83 194L81 197L79 196ZM103 192L101 194H99V195H103L105 193V192L104 193ZM200 193H202V192H200ZM200 193L198 194L199 197L202 195ZM220 194H221V192H220ZM49 198L51 199V196H49ZM91 199L94 201L93 202L94 204L91 203L92 202ZM50 201H48V202H50ZM79 202L80 203L82 202V206L84 205V206L87 207V208H85L83 206L84 207V211H81V210H83V208L80 207L81 205L79 206ZM228 202H230V201H228ZM114 203L116 205H118V204L121 205V207L123 208V211L125 213L124 215H125V217L127 219V221H125V225L126 226H124V228H122L120 230L121 232L116 231L117 232L116 235H115L116 232H112L111 230L107 229L104 226V224H103V220L108 215V211H107L108 205L109 204H114ZM174 205L176 207L180 208V213L177 216L170 215L171 214L170 211L168 213V210L170 209V206H174ZM196 205H198V203ZM54 207H55V209H54ZM77 207H80V209L82 208L81 210L79 209L80 212H78L79 210L78 211H75V210L78 209ZM72 210L75 211V212H73ZM198 210H200V211H198ZM76 212L78 213L76 215L80 219V221H79L76 218L77 219L76 220V223H78L77 221H79L81 223L83 222L86 225V229H85L86 231H85V233L82 232L83 234L81 232L79 234V230L78 231L76 230V226L77 225L73 223V219L74 218L71 219L73 217L72 213L74 214ZM198 213L200 214L199 215L200 218H203L204 217V221L202 219V221H200L199 223L195 219L196 218L195 215L198 214ZM79 215H80V217H79ZM243 216H249L250 219L247 220V221H244ZM150 217L153 218V222L150 224V226H148L149 223L147 224V221H148V218H150ZM81 223H79V224H81ZM74 225H76V226H74ZM78 228H80V227H78ZM80 230H82V229H80ZM98 230H100V231H98ZM144 231H146V233ZM48 233H51V232H48ZM142 233H144V236L145 235L146 236L144 237ZM94 234L99 236V239H98V237L97 238H94L96 240L98 239L99 241L97 242L96 240H94L92 238V241H94V243H96V244L91 243V245H90L89 242L91 241L90 239H91L92 235H93V237H96V236H94ZM141 234H142L143 238H145V239L140 242L139 240H141V239H139L138 237L141 236ZM236 239H238L237 236H236ZM234 240H233V242H234ZM137 241H139L140 243H137ZM155 241H159L158 242L159 245L154 246L153 242H155ZM237 241H235V242H237ZM42 243H45L46 245L45 244L42 245ZM235 244H237V243H235ZM233 246H234V243H233ZM2 249H3V247H2ZM235 249H236V247H235ZM1 250H0V254L1 253H4V251H6L5 249H3V251L1 252ZM13 252H14V250H13ZM18 252H20V253H18ZM262 252H264V251H262ZM262 252H261V255L263 254ZM7 253H9V251H7ZM12 253H9L8 255L4 253L5 255H7V257L3 256V258H1V259H4V257H5V259H4L5 262L7 261V263H8V260H9V262H12L13 263V261H15L14 259H16V262H21V261H17V258L19 259V257H21V259H22L23 256H26V253H24L25 255H23V253H21V251H19V250L18 251H15L16 254H12ZM17 254H19V255H17ZM20 254H22L23 256L22 255L20 256ZM238 254H241V252L238 253ZM12 256H17V257H12ZM8 257H9V259L6 260V258H8ZM4 260H0V264H2L1 261L4 262ZM251 260H255V259L253 258ZM251 263H252V261H251ZM254 263H252V264H254ZM263 264H264V261H263Z\"/></svg>", "mask_w": 264, "mask_h": 264}]
</instances>
